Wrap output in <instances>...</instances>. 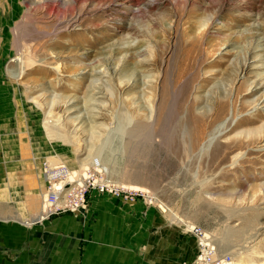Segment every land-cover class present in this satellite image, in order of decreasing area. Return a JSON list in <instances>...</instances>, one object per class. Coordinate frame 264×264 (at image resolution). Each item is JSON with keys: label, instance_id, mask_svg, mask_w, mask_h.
<instances>
[{"label": "rangeland", "instance_id": "374dc122", "mask_svg": "<svg viewBox=\"0 0 264 264\" xmlns=\"http://www.w3.org/2000/svg\"><path fill=\"white\" fill-rule=\"evenodd\" d=\"M13 56L17 80L4 71ZM255 128L263 135L264 0H0V196L19 194L22 221L41 214L42 161L78 171L96 157L147 194L94 193L117 205L123 232L150 221L149 236L174 248L190 222L227 254L245 244L234 231L260 227L241 256L264 264ZM106 136L112 152L100 149ZM142 240L133 259L151 264Z\"/></svg>", "mask_w": 264, "mask_h": 264}, {"label": "crops", "instance_id": "0c3cea01", "mask_svg": "<svg viewBox=\"0 0 264 264\" xmlns=\"http://www.w3.org/2000/svg\"><path fill=\"white\" fill-rule=\"evenodd\" d=\"M11 183L14 187L19 185ZM94 193L88 194L86 218L66 213L44 219L43 224L41 221L29 226L22 221L26 206L23 199V202L19 200V194L11 193L7 199L4 194L0 196V264H139L133 259L138 253L133 250H137L139 238L144 240L140 244L141 254L151 264H154V256H159V264H169L171 249L176 254L171 264L194 258L197 248L191 233L182 232L180 240L170 248L169 238L163 236L155 241L149 236L150 221L146 222L145 229L138 231L131 227L129 232H123L115 219L117 205ZM122 238L128 243L122 245Z\"/></svg>", "mask_w": 264, "mask_h": 264}, {"label": "built area", "instance_id": "2783aa9c", "mask_svg": "<svg viewBox=\"0 0 264 264\" xmlns=\"http://www.w3.org/2000/svg\"><path fill=\"white\" fill-rule=\"evenodd\" d=\"M40 175L44 178L46 189V195L41 201L44 219L82 211L87 207L88 194L92 191L108 193L127 201L133 199V195L146 194L145 191L133 190L113 181L101 169L96 157L92 163L79 168L77 172L65 162L51 165L44 160L40 164ZM185 228L195 237L197 249L191 261L178 264H233L231 255L221 254L214 238L203 227L185 222Z\"/></svg>", "mask_w": 264, "mask_h": 264}, {"label": "bare ground", "instance_id": "6f19581e", "mask_svg": "<svg viewBox=\"0 0 264 264\" xmlns=\"http://www.w3.org/2000/svg\"><path fill=\"white\" fill-rule=\"evenodd\" d=\"M18 58V57H17ZM18 60H19V58H18ZM24 71V67H23V65H22V62L21 61H19V77L18 78H20V74L22 73ZM17 78V79H18ZM16 79V80H17ZM106 83V82H105ZM108 88V87H107ZM34 99V98H33ZM35 101H37V100H35ZM39 104V103H38ZM40 105V104H39ZM41 107V106H40ZM39 109V108H38ZM52 114V112H51V109H49L48 110V114ZM125 115V114H124ZM147 116V115H146ZM124 118L125 119H129V121H130V118L131 117H128L127 115H125L124 116ZM46 121V120H45ZM137 122H142L141 120H139V121H137ZM135 129V130H134ZM133 129V137L134 136H136V134H137V132L139 131L138 129H140L139 127H137V128H134ZM260 129L261 128H255V129H251L248 133H251L254 137H253V139L255 140V141H258V142H264V133H263V135H260V133H259V131H260ZM135 132V133H134ZM64 135V134H63ZM107 135H109V133L107 134ZM110 137V136H109ZM61 139V138H60ZM63 139V138H62ZM61 139V140H62ZM65 139V138H64ZM68 139V138H67ZM73 139H75V138H73ZM107 136H106V138H105V140H104V142L102 143V146H100V149L102 150L103 148L105 149V148H107V150L109 151V152H112L113 151V148H112V142H113V140L112 141H109V142H107ZM211 139L212 138H209L208 139V141L209 142H211ZM262 146L264 147V143L262 144ZM264 149V148H263ZM101 152V151H100ZM99 153V152H98ZM96 155H99V154H96ZM101 166V169L102 170H104L105 172L107 171V168H105L104 166H106V165H104V166H102V165H100ZM82 170V169H81ZM75 172H77V170H74ZM108 174V173H107ZM45 195H46V193L43 195L44 197H45ZM40 209H41V203H40ZM40 213H41V211H40ZM173 217H174V215H173ZM176 218H178V220L179 221H182L179 217H177L176 216ZM44 218H43V215H42V213L40 214V215H38L37 217H36V219H32V220H30V221H24L23 223L24 224H26V225H31V224H34V223H38V222H41L42 220H43ZM184 222V221H183ZM185 226V225H184ZM259 227V226H258ZM243 229V228H242ZM242 229H241V231H238V230H236V231H234L233 232V235H235V236H237V238H243V236H244V238L246 237V239L244 240L245 241V244L244 245H242V246H240L239 247V249H234L233 251H231V252H229L230 253V255H231V257H232V260H233V264H247L246 262H248L249 261V263H251V264H256L253 260H251V259H248L246 262H243L242 261V256H241V254L243 253V252H249V251H251L250 250V243H252L256 238H257V236L258 235H260L261 233L259 232V229H260V227L259 228H255V229H253V228H249V229H247L245 232L244 231H242ZM264 232V231H263ZM245 233V234H244ZM246 235V236H245ZM218 242V241H217ZM218 245H220V246H222V244H221V242H220V244H218ZM225 248V247H224ZM225 250V249H224ZM221 251V250H220ZM223 252V251H222ZM229 253H227V254H229ZM248 255L250 254V253H247ZM237 256H240L239 257V259H236V258H238Z\"/></svg>", "mask_w": 264, "mask_h": 264}, {"label": "water", "instance_id": "95a60500", "mask_svg": "<svg viewBox=\"0 0 264 264\" xmlns=\"http://www.w3.org/2000/svg\"><path fill=\"white\" fill-rule=\"evenodd\" d=\"M5 74L11 79H17L19 77V60L16 56H13L7 60L4 66Z\"/></svg>", "mask_w": 264, "mask_h": 264}]
</instances>
